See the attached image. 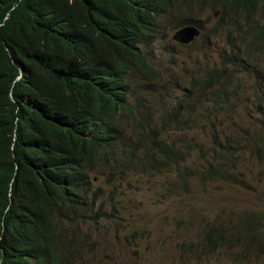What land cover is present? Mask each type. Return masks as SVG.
Instances as JSON below:
<instances>
[{
  "label": "trees",
  "instance_id": "1",
  "mask_svg": "<svg viewBox=\"0 0 264 264\" xmlns=\"http://www.w3.org/2000/svg\"><path fill=\"white\" fill-rule=\"evenodd\" d=\"M209 11L221 17L202 41L254 25L264 43V0H0V264H65L82 252L76 224L107 216L92 173L116 178L182 163L140 89L158 97L162 75L147 55L167 26L178 20L177 29L203 32L212 17L203 25L192 16ZM239 67L221 55L202 92L224 88ZM123 129L136 139L133 149ZM202 177L220 178L213 168ZM229 226L206 227L201 255L232 251L264 264V214Z\"/></svg>",
  "mask_w": 264,
  "mask_h": 264
},
{
  "label": "rangeland",
  "instance_id": "2",
  "mask_svg": "<svg viewBox=\"0 0 264 264\" xmlns=\"http://www.w3.org/2000/svg\"><path fill=\"white\" fill-rule=\"evenodd\" d=\"M209 17L203 34L213 29L221 11L196 19L205 25ZM259 21L264 23V17ZM253 28L231 26L213 40L183 47L173 42L179 29L171 27L148 53L162 83L158 97L142 88L141 104L151 105L146 111L182 163L163 171L132 170L124 177L90 175L94 189L106 192L99 209L107 216L95 225L97 243L90 255L96 264H263L232 251L208 257L197 251L206 243V227L230 230L251 213L264 214V43L257 44ZM221 55L238 58L239 71L224 88L203 93L200 82ZM131 104L136 105L135 98ZM123 134L133 149L136 139L125 129ZM212 168L220 178L203 180L202 173ZM222 171L251 189L224 181ZM75 264L91 262L77 258Z\"/></svg>",
  "mask_w": 264,
  "mask_h": 264
},
{
  "label": "clouds",
  "instance_id": "3",
  "mask_svg": "<svg viewBox=\"0 0 264 264\" xmlns=\"http://www.w3.org/2000/svg\"><path fill=\"white\" fill-rule=\"evenodd\" d=\"M216 13H218V12H216ZM198 15L201 16L202 13L194 14V15L192 16L193 21L202 24V22H201L200 20L196 19V17H197ZM214 17H215V14H214ZM177 24H179V21H178V20H176V21L174 22V25H173V26H167L165 36H166L167 32L171 29V27H174V29H177ZM185 28H195V29H197V30L200 32V36L197 37V38H195V40H194L191 44H189V45H183V44H180V43H177L176 41H174V36L176 35V33L179 32V31L182 30V29H185ZM178 29H179V30H178V31L175 33V35L173 36V42H174V43H176V44H178V45H180V46H183V47H189V46H192V45H193L195 42H197L198 40H201V41H202V35H203V32H204V31L202 32V29L199 28L198 26H196V24L188 25V26L181 27V28H178ZM158 41H159V40H158ZM155 48H156V47H155ZM140 84H143V83H140ZM145 88L148 89L147 86H146ZM140 90H142V89H140ZM148 90H149V89H148ZM149 94H150V91H149ZM175 123H176V122H175ZM101 190H102V189H101ZM102 191H103V190H102ZM103 199H104V198H102L101 201H100L101 204H103V203H102V200H103ZM97 225H100V223L97 224ZM76 227H77L78 231H80L79 240H80L81 245H82V248H81V249H82V252H79V253L77 254V256H73L72 258L67 259V261L70 262V263H65V264H71V263H72V264H75L77 258H88V259L90 260L91 264H96V262L93 261V260H91V258H90V255L93 254V253L95 252L94 247H95V244L97 243V242H96V235H97V233H96V227H95V224L90 223V222L87 223V224H76ZM197 251H198L199 253H201V243L197 245Z\"/></svg>",
  "mask_w": 264,
  "mask_h": 264
},
{
  "label": "water",
  "instance_id": "4",
  "mask_svg": "<svg viewBox=\"0 0 264 264\" xmlns=\"http://www.w3.org/2000/svg\"><path fill=\"white\" fill-rule=\"evenodd\" d=\"M219 13H215V17L218 16ZM200 36V32L195 28H185L180 30L174 36V41L183 45L191 44L195 38Z\"/></svg>",
  "mask_w": 264,
  "mask_h": 264
},
{
  "label": "bare ground",
  "instance_id": "5",
  "mask_svg": "<svg viewBox=\"0 0 264 264\" xmlns=\"http://www.w3.org/2000/svg\"><path fill=\"white\" fill-rule=\"evenodd\" d=\"M245 42H246V41H245ZM253 53H254V52H253ZM240 57H241V56H240ZM228 59H229V58H228ZM237 59H238V58H237ZM235 60H236V59H235ZM238 61H239V60H238ZM226 62H227V61H226ZM252 62H253V61H252ZM222 64H223V62H222ZM224 64H226V63H224ZM253 64H254V63H253ZM218 66H219V65H218ZM224 66H225V65H224ZM235 66H236V65H235ZM235 68H236V67H235ZM208 70H209V69H207L206 72H207ZM232 71H233V70H232ZM202 72H203V71H202ZM203 73H204V72H203ZM204 75H205V74H204ZM204 75H203V76H204ZM219 86H220V85H219ZM213 90H214V89H213ZM223 94H224V93H223ZM222 98H223V97H222ZM220 243H221V242H220Z\"/></svg>",
  "mask_w": 264,
  "mask_h": 264
}]
</instances>
